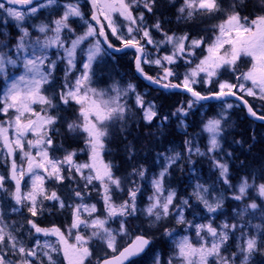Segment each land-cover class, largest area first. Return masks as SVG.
Instances as JSON below:
<instances>
[{
    "label": "snow or ice",
    "instance_id": "6c2138e0",
    "mask_svg": "<svg viewBox=\"0 0 264 264\" xmlns=\"http://www.w3.org/2000/svg\"><path fill=\"white\" fill-rule=\"evenodd\" d=\"M86 3L90 5V18L82 11L80 0H67L63 4L59 0H0V19L5 24L14 21L19 33L11 47L10 41H0V116L5 117L0 119V148L11 158L7 175H0V193L9 196L16 206L27 208L31 218L25 223L30 226V233L34 230L46 237H56L55 244L46 240L41 245L36 240L32 247H26L14 234L15 230H9L0 209V264H36L31 258L38 259L39 264H45L44 258L46 264H60L61 255L66 264H93L97 245L104 255L97 257L95 264H138V258L151 251L153 244L148 230L133 223L141 215L147 218L148 229L174 219L176 225H185V231L195 233V239L191 235L175 238L176 229L165 228L163 235L172 239L174 246L167 259L157 254L154 264H251L255 254L264 253V172L239 177L233 183L229 165L216 158L229 119L226 110L233 108V104L225 103L217 115L202 122L201 132L208 134L206 152L195 146L192 139L184 141L192 171L195 172L193 153L211 157L218 179L231 190V200L242 205L233 210L232 217L214 226V216L228 199L225 191L214 190V184L197 182L189 196L177 203L176 190L165 186L169 168L181 158L180 153L165 158L166 165L150 181L152 194L147 205L139 207L142 189L130 177L144 180L147 169L133 168L128 176H117L113 171L116 166L105 161L104 155L112 130L131 118L127 97L134 95L135 107L148 123L158 116L156 105L145 100L136 84L97 89L91 87V82L94 63L108 49L114 52L134 49L135 70L144 79L162 89H179L188 95L172 115L186 117L201 101L233 96L243 101L251 116L264 121V115L258 116L244 100L247 95L264 101V0L258 15L242 14L244 0H180L176 19L188 27H199L207 18L218 21L210 29H202L206 35L198 38L188 32L170 35L160 18L149 24L146 14L157 15L158 0H86ZM43 9L59 14L38 25L25 26ZM78 22L85 28L83 32H77L74 25ZM153 32L163 39H154ZM85 44L87 48L83 47ZM52 49L56 51L53 53ZM149 49H154L155 54ZM53 55L56 59H52ZM58 63L65 64L64 82L55 90ZM77 63L81 66L80 74L73 82L68 77ZM241 64L246 65V70H241ZM145 65H154L160 71L155 76L149 75ZM226 73L233 80L220 79ZM200 85L209 86L207 94L198 90ZM211 86L217 90L212 91ZM71 104L76 106L75 118L65 121V127L67 133L82 138L83 147L68 151L62 145L56 146L53 139V134H58L55 125L64 120L53 113L60 105ZM181 124L187 128L182 119ZM56 151L64 154L57 158L53 155ZM78 152L86 153L87 160L79 162ZM25 177L30 180L26 192L22 188ZM8 180L14 182L11 190L6 187ZM78 180L84 181L82 189L71 188L67 197L79 201L72 205H66L57 191L49 192L46 187V182L63 185ZM126 181L131 184L126 189L127 198L117 202L115 197L125 192ZM93 189L102 201V215L97 214L96 203H85ZM192 199L213 218L207 223L186 219V210L193 207ZM44 201H55L61 209L71 208V223L64 230L57 226L43 228L36 222L44 212ZM12 211L19 208L13 206ZM257 211L261 213L260 222L249 227L250 218L255 219ZM111 223L118 226L112 228ZM82 228L87 234L81 232ZM232 247L235 250L229 251Z\"/></svg>",
    "mask_w": 264,
    "mask_h": 264
},
{
    "label": "trees",
    "instance_id": "16d2710c",
    "mask_svg": "<svg viewBox=\"0 0 264 264\" xmlns=\"http://www.w3.org/2000/svg\"><path fill=\"white\" fill-rule=\"evenodd\" d=\"M230 2V0H228ZM157 8L159 11L153 20L148 21L149 24L153 23L155 19L160 18L164 21L163 27L166 31L171 32H188L191 35L204 36L206 33L202 31L204 28L210 29L211 21H217L214 19L207 18L203 22L199 23V27L192 28L188 27L184 21L177 20L175 18V6L173 2L169 3L167 0H158ZM261 10V0H244V15H258ZM146 16L149 18L150 15ZM79 23V22H78ZM203 23V24H202ZM79 31L82 27L79 24L74 25ZM154 39L160 38L159 33L153 32ZM129 50H124L120 53H124ZM102 55L94 63L93 69L94 74L98 75L96 78L102 86L108 83L111 77H116L121 74L130 77L132 80H137V88L139 84L144 85L141 79L134 77L132 71V62L130 59H124L119 57L120 54ZM114 55V56H113ZM116 55V56H115ZM145 71L152 76H155L156 72L151 70V67H145ZM60 74V73H59ZM222 77H227L224 74ZM229 80H233L229 78ZM234 82V81H233ZM146 93L144 94L145 99L149 97L156 104V111L158 116L154 118L151 123L143 122L139 115V110L135 107V102L131 101V107L133 113H130L131 118L125 125L117 126L112 130V133L107 141V148L105 152V159L113 163V171L117 176L125 177L131 173L133 168L143 167L147 169L146 179L140 180L138 177H130L135 180L137 184L141 186L142 193L138 196L139 207H143L145 204L146 196L150 195L151 189L147 186V177H153L156 172L161 169V161L158 162L156 155L159 152L169 151L174 148L178 150L181 158L169 168V175L165 179L166 188L175 189L177 192V203L181 198H186L191 193V181H194L196 177L199 183L213 182L216 177L217 170L212 167L211 157L209 156H198L195 153L191 156V161H194L195 172L192 171L193 164L189 163L188 153L184 141L192 139L195 146L200 147L202 152L207 151L205 146L204 136L199 128L200 121L203 117L209 114V109H213L212 103H207L208 110L199 111L197 108L190 110L189 115L186 117H179L173 115L176 109L186 102L189 98L186 94L178 91H163L151 86L144 85ZM199 105V104H198ZM201 105V104H200ZM73 105L64 106L60 105L54 115H60L64 117L55 125L58 129V134H53V139L56 146L63 147L64 150H68L73 147H83V143L76 136L69 135L65 130V121L71 119L73 114ZM242 112V113H240ZM260 113V112H259ZM236 116L235 124L229 130H226L222 134L221 140L222 148L218 151L216 158L222 160L229 165L230 178L233 183L237 182L239 177L245 175H256L259 176L264 172V123L252 121L244 115L243 109H234L232 112ZM262 114V113H260ZM264 115V113L262 114ZM167 116L168 119L158 124L155 121L159 117ZM184 119L187 128H177L178 119ZM60 153L63 151H56ZM231 153V155H227ZM200 175V176H199ZM223 191L228 196L225 200L223 209L220 213L215 216V221H223L234 215V209H237L238 205L242 207L240 202L231 200V190L227 188L222 182L220 183ZM125 187L124 193H119L115 198L117 202L122 199H126V189L131 187V184L127 181L123 185ZM46 187L50 191V188H54L55 191L65 199L66 205H72L77 200L68 199L69 190L72 188V183L66 181L63 185H57L56 183L47 182ZM94 196V195H93ZM94 198V202L101 208L103 205L100 202V197ZM13 207H5L4 221L9 226V230L14 229V234L18 236V239L24 243L27 247L31 244L32 237L29 234V227L26 225V220L30 219V215L27 212L26 207H18L19 211L13 212ZM196 209L192 207L191 210ZM191 210H186V219ZM71 208L65 207L64 209L59 208V205L55 201H44V212L42 215L36 218V222L39 226L48 228L50 226L61 227L66 224L70 219ZM103 214V211H100ZM222 213V214H221ZM261 213L256 212V218L251 219V227L260 222L259 217ZM240 222V221H236ZM134 224L142 225L148 228V220L143 215L140 216L139 220H134ZM180 226L176 225L174 219L170 221L162 222L158 227L147 229L148 234L153 237V244L150 248L158 249V254L162 259L167 258L170 244V238L163 235L164 229H176V233L181 230ZM239 236V233H237ZM234 240L231 241L234 244ZM230 248V250H232ZM147 254L141 255L138 258V264H145L144 260L148 256ZM11 259V258H10ZM95 262V261H94ZM93 262V263H94ZM60 264H63L62 262ZM251 264H264V253L255 254L252 258Z\"/></svg>",
    "mask_w": 264,
    "mask_h": 264
},
{
    "label": "rangeland",
    "instance_id": "374dc122",
    "mask_svg": "<svg viewBox=\"0 0 264 264\" xmlns=\"http://www.w3.org/2000/svg\"><path fill=\"white\" fill-rule=\"evenodd\" d=\"M59 2L61 4H63L65 2H67V0H59ZM167 2H169V3H172V2L175 3V9H177L179 7L180 0H167ZM80 3H81V9H82V11H84L86 13V18H88V4L86 3V1H80ZM50 11H51V15H50ZM62 11H63V9L61 8L60 9V12H62ZM58 14H59V12L52 11L50 9H43L40 12H38L35 17L30 18L29 21H28V23L25 26H31L33 24H37L38 25L41 22H46L48 19L55 18V16L58 15ZM175 18H176V10H175ZM153 19H154L153 16H150L149 18L147 17V21H151ZM217 22L218 21H211V24L210 25H212L214 23H217ZM79 23H81V22H79ZM203 23H204V21H203ZM31 30L33 32V36H35L36 35L35 29L33 28ZM84 30H85V28L82 27L77 32L80 33V32H83ZM0 33H7L6 36L5 35H0V41H6V40L7 41H10V44H9L10 47H11L12 44L15 43V37L19 34L18 33V29L15 27V22L14 21H9L7 24H5V23H3L2 19H0ZM172 33H175L177 36H180V35H182L185 32H171L169 34L171 35ZM191 36L193 38H198L199 37L198 35H196V36L191 35ZM110 39L114 43H116L118 45V42L115 40L114 37H110ZM160 39H163V37L161 36L160 38H157L156 40H160ZM87 46H88L87 44L83 45L84 48H87ZM170 47L171 46H168V50H170ZM149 50L152 51L153 54H155V50L154 49H149ZM51 51L54 53L56 50L55 49H52ZM105 55H110L111 56L112 54H109L107 52ZM197 55L198 56L201 55V53L199 52V50L197 52ZM118 56L119 57H123L124 59H130L132 61L133 52L126 51L124 53H120ZM52 59H56V56L53 55L52 56ZM77 59H78V61L81 59V57H80L79 54H78ZM80 67H81L80 66V63H77V68L75 70H73V72L68 77V79L70 81H73V82L75 81L76 77L80 74ZM144 67H149V68L151 67V70H153L154 72H156L155 73L156 75L160 71L154 65H145ZM241 70H246V65L245 64H241ZM64 71H65V64L64 63H58V66H57V69H56V72H55V84H54V89L55 90H59L60 86L64 82ZM181 71H183V69H181ZM226 76L227 77H222L221 76L220 79H222V80H229V78L233 79L227 73H226ZM96 78H98V75L97 74L96 75L94 74L93 79H92V82H91V87H94V88H97V89H107V88L111 87L113 84H119L122 88L125 87L128 83H133V84H136L137 85V83H136L137 80L136 79L135 80H132L130 77L125 76L123 74H121L119 76H116V77H111V79L108 80V83H106L103 86H102V84ZM144 85H146V84L144 83ZM144 85L139 84V89L137 88V91L140 92L143 95L146 93V89H144V87H145ZM208 87L209 86H206V85H200V86H198V90H201L204 93H207ZM211 87H212V91H216L217 90V88L215 86H211ZM50 92H51V89H50ZM239 94L240 95H244V94H241V93H239ZM244 98L253 107V110L254 111H256L258 114H260V113L263 114L264 113V101H261L259 98L248 97L247 95H244ZM126 99H127V102H128V104H129L130 107H131V101H134L135 102L134 95H130ZM145 100L146 101H153L152 99H149V97H147V99H145ZM225 103L233 104V108L226 110L229 119H228L227 124L225 125V131H224V133L226 132V130H229V128L232 127V124H235L236 119H237L236 116L234 114H232V112H234V109H238L239 108L238 107V104L234 100H232V99H227V100H224V101H221V102L220 101L219 102H215L213 104V109H209V110L206 109L207 106H208L207 104H201V105L200 104L199 105L197 104L194 107V109L197 108L201 112L202 111H205V110H208L209 111V114H207L205 117H203L202 120L200 121L199 128L201 129L202 122L204 120H206L208 117H212V116L217 115V113H219L221 111V109L224 108ZM72 105H73V107L75 109H73V114L71 115V119L70 120H72V119L75 118L74 117V112L76 111V106L74 104H72ZM131 109H132V107H131ZM37 110H39V109H37ZM131 113H133V110H132ZM240 113H242V112H240ZM139 115L141 116V119H142V115H141L140 112H139ZM0 119H5V117L0 116ZM181 119L182 118H180V119L177 120L178 125H176V126H177V128L183 129L184 127L181 124ZM70 120H68V121H70ZM182 120H183V123L186 124L185 121H184V119H182ZM142 121L143 122H146L143 119H142ZM163 122H165V120H163V117H159L155 121V124H158L159 125L160 123H163ZM65 130H66V127H65ZM202 134L204 136L205 146L207 147L208 134L207 133H202ZM69 135H72V134H69ZM80 140L82 141V138ZM79 148H82V147L81 146L80 147H73V148L68 149V151H71L72 149H79ZM176 153H178V150L172 148L169 151L157 153L156 159L158 160V162L161 161V167L163 168L166 165V163H167V161H166L165 158L166 157L174 156ZM63 154H64V152L63 153L62 152H60V153L54 152L53 153V155L55 157H57V158L60 157V156H62ZM16 159H17V163L18 164L21 163L19 154H17ZM77 160L79 162L86 161L87 160V154L86 153H79L78 152ZM104 160L105 161H108L105 158H104ZM10 163H11V160H8L7 159L6 154L4 153L3 149L0 148V175H7L8 169L10 168ZM162 168L159 169L156 172V175H158V173L162 170ZM218 175H219V173L217 171L216 177H214L215 179H214L213 182H206V183H200V184H204V185H207V186H212L214 184L215 185V189L214 190H223L222 187H221V184H220L221 181L218 179ZM152 178L151 177H147V182H146L147 183V186L151 189L150 195L152 194V186H151V183H150V181H151ZM196 179L197 178L194 177V181L193 182L191 181V192L193 191L194 185L198 182ZM51 183H55V182H51ZM83 183H84V181L78 180L77 183H72V188H77L79 186V188L82 189ZM6 187L9 188V190H11L13 188V186H12V184H11V182L9 180L6 183ZM22 188H23V191H25V192L29 190V188H30V180L28 179V177H25V182L22 183ZM49 188H50V191L49 192H51L52 190H55L54 188H51V187H49ZM150 195H147L145 197L146 200H145V204L142 205L143 207H145L147 205V203H148V197ZM95 197L98 198L97 197V194H96V190L93 189V190H91V197L88 198V199H86L85 200V203H89V204L95 203L94 200H93ZM78 202L79 201L77 200L75 203H78ZM100 202H102V201H100ZM191 203H192L193 207H196V209L191 210L189 212V215L187 217L188 220L194 221L195 223H207L208 222V219H212L213 218V217L209 216V214L206 213V211L203 210V206L202 205L197 206V202L194 199L191 200ZM13 206H15L17 208L19 207V206H16L15 205V202L13 200H11V198L9 196H7V195H5L3 193H0V209H3L5 207H13ZM97 208L99 210L97 214L102 215V213H100V211H103V205L101 206V208H99V206L97 205ZM217 214H219V213H217ZM215 216H214V219H215ZM202 217H206V218H202ZM85 218H87L86 215H85ZM71 219H72V215H70L69 221L66 224H64V225H62L60 227L61 230H64L71 223ZM221 222L222 221H218V222L215 221L214 226L216 224L221 223ZM109 226L112 227V228H116L118 225L116 223H111ZM51 227L52 226H50L48 228H51ZM180 228H181V230L179 231V233H176V237L175 238H179L180 236H183V235H191L195 239V233H194V231H192V230L185 231V228H186L185 225L180 226ZM145 229L147 230L148 228L145 227ZM81 232H83L84 234H87V232L83 228L81 229ZM29 234L32 237V239L30 240L31 241V244L29 246H27V247H32V245L35 244L36 240H39L41 245L46 240L49 241L50 243H53V244L56 243V237L55 236H48V237H46L43 234H37V233H35L34 230L31 233L29 232ZM125 239H127V238H125ZM170 244H171V246L169 247L168 255H170L171 250H172V248L174 246L172 239H170ZM234 244H235V242H234ZM233 250H235L234 247H233L232 250L229 249V251H233ZM109 254H111L110 251H109ZM148 254L149 255L144 260L145 264H154V258L158 254V249L157 248H155V249L152 248V250L149 251ZM103 255H104V252H103L102 248L99 245H97V247H96V256H94L92 258L93 262L96 261V258L97 257L103 256ZM168 255H167V257H168ZM10 258L11 259H16V257H10ZM31 259L36 260V264H39V260L38 259H36V258H31ZM44 259H45V264H46V258H44ZM58 259H59L60 263L62 262L63 264H66V262L63 261L62 255ZM165 259H167V258H165Z\"/></svg>",
    "mask_w": 264,
    "mask_h": 264
},
{
    "label": "water",
    "instance_id": "95a60500",
    "mask_svg": "<svg viewBox=\"0 0 264 264\" xmlns=\"http://www.w3.org/2000/svg\"><path fill=\"white\" fill-rule=\"evenodd\" d=\"M88 6H89V8H90V5H89V4H88ZM90 15H91V12H90L88 18H90ZM105 47H106V45H105ZM129 50H132L133 53H134L133 60H132V69H133V73H134V75H135L136 77L142 79L146 85H148V86H152V87H155V88H159V89H161V90H166V91L176 90V91H179V92H183L182 90H179V89H162V88H160L159 86H157V85H155V84H151L148 80L144 79L143 76H141L140 73L136 72V70H135V65H134L135 50H134V49H129ZM107 51H108L109 53H118V52H114L112 49H108ZM183 93H184V92H183ZM185 94H186V93H185ZM238 96H239V95H238ZM225 99H232V100L236 101V102L240 105V107L243 108V110H244V114H245L246 117H248V118H250V119H252V120H255V121H258V122H262V123H264V121H262V120H260V119H258V118H256V117L251 116V115L248 113V111H247V107L244 105L243 101H241L240 99H238V97L227 96V97H224V98H223V100H225ZM244 100H245V99H244ZM207 101H210V102H217V101H222V100L209 99V100H207ZM204 102H206V101H201L200 103H204ZM257 115L259 116V114H257ZM7 158H8L9 160H11L10 157H7ZM11 182H12V184H13V186H14V182H13V181H11Z\"/></svg>",
    "mask_w": 264,
    "mask_h": 264
}]
</instances>
